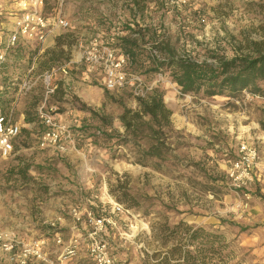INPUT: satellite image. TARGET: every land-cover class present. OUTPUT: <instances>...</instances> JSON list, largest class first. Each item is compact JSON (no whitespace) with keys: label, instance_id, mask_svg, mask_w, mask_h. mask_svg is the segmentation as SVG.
<instances>
[{"label":"rangeland","instance_id":"374dc122","mask_svg":"<svg viewBox=\"0 0 264 264\" xmlns=\"http://www.w3.org/2000/svg\"><path fill=\"white\" fill-rule=\"evenodd\" d=\"M18 1L0 0V12L16 8ZM134 1L48 0L52 7L60 4L62 15L71 23L61 32L72 33L71 50L67 53L64 46L65 54L56 52L55 60L50 59L53 54L45 52L57 51L56 46L41 53L33 48L15 50L1 74L0 111L12 120L21 112L25 120L28 111L37 120L43 88L37 83L27 94H19L22 81L28 79L26 70L33 65L37 75L50 65L76 60L87 40L96 35L110 45L117 34L111 28L115 22L151 26L192 56L202 55L205 49H220L231 56L232 37L237 40L240 32L256 27L263 18V13L249 2L264 4V0H186L179 5L169 0H137L144 3L143 8ZM132 69L133 75L142 76L144 68ZM85 71L82 63H75L70 70L69 89L49 98L72 134L74 143L69 144L67 153L41 148L40 127L24 121L14 153L0 156V224L5 231L16 233L15 243L22 238L15 230H22L30 221L38 231L30 240L40 239V234L54 238L56 233L62 242L77 238L78 248L65 264H96L86 249L92 228L84 212L91 210L106 219L100 235L115 264H143V248L152 252L148 246L151 227L164 219L169 225L184 221L217 230L230 243L236 261L264 264V201L256 195V189L264 195L262 185L252 181L237 187L228 175L241 142H251L264 151V96L246 90L213 97L183 94L167 72L145 75L139 88L144 94L152 88L162 92L164 103L172 111L173 129L169 135L171 157L142 166L132 162L133 151L121 146L118 136L101 135L96 129L100 121L72 101L77 97L110 117L112 128L121 133L118 116L122 107L105 96V90L131 108L136 107L137 95L131 89L107 90L102 74ZM259 84L264 87V81ZM101 130L111 132L109 127ZM24 168L28 169L21 174ZM126 176L140 199L137 208L126 209L109 194L108 185ZM115 204L122 210L115 211ZM73 208L83 214L79 221L72 216ZM19 250L18 243L14 253ZM46 254L55 259L59 253L54 257ZM0 263H9L5 252H0Z\"/></svg>","mask_w":264,"mask_h":264},{"label":"trees","instance_id":"16d2710c","mask_svg":"<svg viewBox=\"0 0 264 264\" xmlns=\"http://www.w3.org/2000/svg\"><path fill=\"white\" fill-rule=\"evenodd\" d=\"M45 2L46 10H50L52 6L48 0ZM134 3L144 7L140 1L135 0ZM249 5L263 13L262 21L251 30L240 32L237 40L232 37L235 42L232 44L231 56L220 49H205L202 55L192 56L190 52L180 51L169 36L158 34L155 28L142 26L138 22H115L111 28L117 34L114 40L111 38L110 46L118 49L125 57L123 69L127 74H133V66L144 68L141 78L167 72L183 94L202 93L205 97H213L236 95L246 90L264 96V87L259 84L264 81V4L249 2ZM72 37L69 32L55 36L57 51L46 50L45 53L53 54L51 60L57 58L54 56L56 52L65 54L64 46L68 53L74 42ZM122 89L130 90L131 87L126 85ZM58 92L64 93L62 86L56 90ZM105 96L122 107L118 116L121 133L112 128L110 117L96 112L77 97L73 96L72 101L80 104L81 111L88 112L100 121L101 126L96 129L101 135L111 138L115 134L121 146L133 151V163L147 166L154 160L167 161L171 157L169 135L173 129L172 111L164 103L163 94L158 88L137 96L135 108L114 99L106 90ZM25 114L26 123L37 124L39 131L44 128L30 112L26 111ZM101 127H109L111 132H102ZM78 131L82 132L81 129ZM122 156L126 158L125 154ZM27 169L20 170V173L24 174ZM108 188L109 194L126 209L140 206V199L132 191L127 176L110 183ZM256 195L264 201V195L258 189ZM149 237L148 246L152 252H148L147 247L143 248V264H242L235 260L230 243L217 230L194 227L184 221L169 225L164 219L151 227Z\"/></svg>","mask_w":264,"mask_h":264},{"label":"built area","instance_id":"2783aa9c","mask_svg":"<svg viewBox=\"0 0 264 264\" xmlns=\"http://www.w3.org/2000/svg\"><path fill=\"white\" fill-rule=\"evenodd\" d=\"M185 1L169 0L172 5H179ZM45 3V0H19L16 8L0 12V91L3 87L1 83L3 67L15 50L33 48L41 53L46 50L43 47L44 43L52 33L58 29L66 30L71 27L70 21L61 13L60 4L46 10ZM75 63H82L86 74L90 72L102 74L103 86L107 90L119 91L128 85L137 96L144 95L139 88L142 78L127 74L123 69L125 63L123 54L104 43L99 35L88 40L76 60L70 59L64 64L50 65L37 75L33 71L34 66L31 65L25 72L28 79L22 81L18 91L20 95H25L37 83L43 88V97L36 108V118L44 126L38 131V144L41 148H54L64 152L70 143H74L67 123L58 119L60 113L56 111L55 104L51 103L49 98L55 94L59 85L65 91L69 89L72 79L70 70ZM23 120L24 118L21 121L12 120L10 115L0 111V156L6 158L14 153V142L21 133ZM260 159V150L255 144L248 141L240 143L238 156L228 170V175L237 187L247 186L253 181L254 170ZM114 210L121 211L122 208L115 204ZM71 213L77 221L83 215L78 208H73ZM84 215L92 228L86 249L96 264H115L108 253L107 242L100 235L106 219L95 215L91 210H85ZM13 237L12 232H5L0 224V252L7 254L8 264H65L67 258L74 255L78 248L77 238L70 237L68 242H62L60 235L56 233L54 241L60 245L61 251L55 259L49 258L43 250V239L21 244L20 250L14 253L18 243H15Z\"/></svg>","mask_w":264,"mask_h":264},{"label":"crops","instance_id":"0c3cea01","mask_svg":"<svg viewBox=\"0 0 264 264\" xmlns=\"http://www.w3.org/2000/svg\"><path fill=\"white\" fill-rule=\"evenodd\" d=\"M61 32H63V30H56L54 33H52L45 41L44 43V46L45 48H53L55 47V36L61 34ZM85 41L87 39H84ZM88 41V40H87ZM72 69V68H71ZM99 95L101 96L100 92H98ZM18 107V106H17ZM19 117V118H18ZM17 121H21V119L24 118V113L21 112V115L18 116ZM58 119L60 121H64L63 118H62V115L59 114V117ZM25 121V120H23ZM66 123V121H64ZM68 148V146H67ZM52 149V151H54L56 154H59V153H67L66 151L68 149H66V151L64 152H59L57 151L56 149L54 148H50ZM260 155H261V159H260V162L258 163L256 169L254 170V177H253V181H257V182H260V185H262V190L264 191V173H263V170H264V151L261 152L260 150ZM264 193V192H263ZM33 223V222H32ZM32 223L30 221L24 223L25 225L22 227V230H15L17 232V234H21L22 235V238H20V240L18 241L17 240V243H19V245L21 244H25L27 243L28 241H30V239L34 238V235L37 234V230H33V226H32ZM35 224V223H34ZM72 228V226H71ZM1 229H3L1 227ZM4 230V229H3ZM13 230V229H12ZM72 230V229H71ZM5 231V230H4ZM5 232H12V234H14L15 232L13 231H5ZM16 234V233H15ZM77 235H79L77 232H76ZM49 235V234H48ZM25 236V237H23ZM38 238V237H37ZM40 239H43L44 241V244H43V250L48 253L50 256H56L58 253H60L61 251V248H60V245L56 244L55 241H54V238L52 237V235H50L49 237H44L43 238V234H40ZM27 240V242H26Z\"/></svg>","mask_w":264,"mask_h":264}]
</instances>
